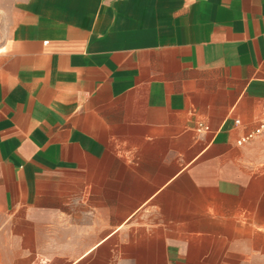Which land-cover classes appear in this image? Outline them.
<instances>
[{
    "label": "crops",
    "instance_id": "0c3cea01",
    "mask_svg": "<svg viewBox=\"0 0 264 264\" xmlns=\"http://www.w3.org/2000/svg\"><path fill=\"white\" fill-rule=\"evenodd\" d=\"M263 115L264 0H0V264H264Z\"/></svg>",
    "mask_w": 264,
    "mask_h": 264
},
{
    "label": "built area",
    "instance_id": "2783aa9c",
    "mask_svg": "<svg viewBox=\"0 0 264 264\" xmlns=\"http://www.w3.org/2000/svg\"><path fill=\"white\" fill-rule=\"evenodd\" d=\"M235 123H238L237 121H235ZM198 131L200 130H208V128L202 124H198ZM264 130V115L258 125V127L250 132H248L247 134L243 135L242 137H240L237 140V145H243L245 143H248L252 140H254L255 138L259 137L262 133V131Z\"/></svg>",
    "mask_w": 264,
    "mask_h": 264
}]
</instances>
